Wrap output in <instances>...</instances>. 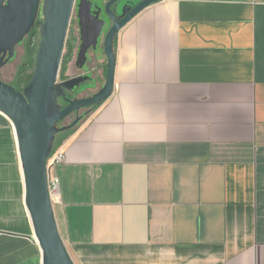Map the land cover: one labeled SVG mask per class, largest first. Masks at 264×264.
Instances as JSON below:
<instances>
[{
    "label": "crops",
    "instance_id": "1",
    "mask_svg": "<svg viewBox=\"0 0 264 264\" xmlns=\"http://www.w3.org/2000/svg\"><path fill=\"white\" fill-rule=\"evenodd\" d=\"M114 53L112 95L51 170L74 264H264V0H161ZM0 264H42L2 113Z\"/></svg>",
    "mask_w": 264,
    "mask_h": 264
},
{
    "label": "water",
    "instance_id": "2",
    "mask_svg": "<svg viewBox=\"0 0 264 264\" xmlns=\"http://www.w3.org/2000/svg\"><path fill=\"white\" fill-rule=\"evenodd\" d=\"M118 0H111L110 6ZM161 0H143L121 21L114 16L113 26L103 39L106 57V76L102 87L93 96L68 100L61 108L58 97H65L64 89L73 90L85 82L79 76L57 82L65 42L68 34L74 0H42V24L35 55L32 76L22 91L0 80V113L12 123L17 137L25 186V204L29 211L34 236L42 254V264H74L59 235L52 200L48 190L47 161L51 155L55 135L72 125H56L70 114L92 105L105 102L113 92L115 53L114 41L120 30L140 12ZM6 2L5 5H2ZM41 0H0V67L14 55L16 45L34 27L40 11ZM79 49L76 66L84 69L90 48L96 49L101 38L98 13L91 12V4L81 0L78 6ZM8 58L4 61V58Z\"/></svg>",
    "mask_w": 264,
    "mask_h": 264
},
{
    "label": "flooded vegetation",
    "instance_id": "3",
    "mask_svg": "<svg viewBox=\"0 0 264 264\" xmlns=\"http://www.w3.org/2000/svg\"><path fill=\"white\" fill-rule=\"evenodd\" d=\"M110 1L111 0H83V3L85 5L91 4V12L93 14L98 13V19H99V23H100V26H101V38L97 42L96 49L90 48L88 50V52H87V54H88V62L91 64V66L92 65L94 66V65L97 64V62H98V53L103 48L104 36H105L106 32L108 31V29L113 26L112 15L114 16L116 21H121L137 4H139L143 0H131L130 2L127 3L126 6H122V7H119L118 5H116L117 2H115L114 4H112L110 6V12L108 13V11H106V5ZM80 2H81V0H74V5H73L72 13H71V19H70L69 28H70V25H71L72 21H76L77 22V27H78V18L77 17H78V6H79ZM5 3L6 2H3L2 5H5ZM115 5H116V7H115ZM41 7H42V0H41L40 11H39L37 19L35 21L34 27L24 37L22 42H20L18 45H16L15 50H14V55L9 58V60L5 63V65L0 67V80L2 82H5L3 80V78H2V76H1L2 75V70L5 67L9 66L11 63H13V61L17 58V55H18L17 49H18L19 46L24 45L25 46V53H26V43H27L28 37L30 36V33L33 31V29H37L38 22H41V24H42ZM104 30H105V32H104ZM78 35H79V27H78ZM37 39H39V34H38V37H35V39L33 40L34 44H36L35 41ZM79 45H80V42H79ZM78 49H79V47H78ZM6 58H8V55H6V57L4 58V61L6 60ZM74 64L76 65V61H75ZM85 65H86V61H85ZM92 69L93 68L90 67V69H89L90 73H92V71H91ZM80 70H82V69H80ZM82 75L87 76L85 68L82 70V72L80 74L76 75L75 77H79V76H82ZM75 77H73V78H75ZM69 79H71V78H69ZM88 81H90L93 84V89L85 88L84 90H80V91H76V87L73 90L64 89L65 97H58L57 98V104L59 106H61V108H65L68 105V103H67L68 100L72 101V100H75V99H83V98H87V97L93 96L96 92L99 91V89L101 87H98V80L95 77H93V73H92L91 80L87 79L83 83H87ZM5 83L11 85L12 87H14L18 91L19 90L22 91L24 86H25L24 85L22 87L21 85H19L16 82V74L14 75L12 81L5 82ZM91 90H94V92L89 94L88 92L91 91ZM86 92H87V94L84 95L83 93H86ZM86 110H87V108H83V109L79 110L78 112H74V113L70 114L69 116L72 115L71 122H69L67 125H63L64 121L66 119L65 118L64 120L60 121L56 125V127L60 128V127L72 125L77 119L83 117V115L85 114Z\"/></svg>",
    "mask_w": 264,
    "mask_h": 264
},
{
    "label": "trees",
    "instance_id": "4",
    "mask_svg": "<svg viewBox=\"0 0 264 264\" xmlns=\"http://www.w3.org/2000/svg\"><path fill=\"white\" fill-rule=\"evenodd\" d=\"M41 25V22H38L37 29H33V31L30 33V36L27 39L26 43V53H25V62L17 69L16 71V82L21 85L22 87L26 85L33 72L34 64H35V55L37 51V45L33 43V40L35 37H38V29ZM75 37L71 34L69 38L66 39L65 47H66V54L62 56V61L60 65V71H59V79L61 81H66L69 79L68 76V67L70 63L73 60V54L75 49ZM28 71H32L28 73ZM106 76V66H105V73L104 77ZM20 91V90H19ZM102 103L99 105H92L87 107V110L82 118H79V121L77 124H73L68 130L59 132L55 135V139L52 143V149L51 154L55 152L57 148H59L62 143L74 132V130L77 128V126L82 122L85 118H87L92 112H94Z\"/></svg>",
    "mask_w": 264,
    "mask_h": 264
},
{
    "label": "rangeland",
    "instance_id": "5",
    "mask_svg": "<svg viewBox=\"0 0 264 264\" xmlns=\"http://www.w3.org/2000/svg\"><path fill=\"white\" fill-rule=\"evenodd\" d=\"M131 0H118L116 5H118L119 7L122 6H126L128 2H130ZM115 5V7H116ZM105 32V30H104ZM71 34L73 35V37H75L76 41H75V49H74V56H73V60L70 63L69 67H68V76L69 78H73L76 75L80 74L82 72V70H80L74 63L76 61V56H77V52H78V47H79V35H78V27H77V22L76 21H72L70 28L68 29V34H67V38H69V36H71ZM66 38V39H67ZM39 39H37L35 42L37 45L38 44ZM18 55L17 58L13 61V63H11L9 66L5 67L2 70V78L5 82H10L12 81L14 75L16 74L17 69L25 62V46L21 45L18 47L17 49ZM66 54V47H64V51H63V55ZM86 61V65L84 66L86 74H87V78L89 80H91L92 77V73H90L89 69L90 67L93 68V65L91 66V64L88 62V54L85 58ZM100 61V62H99ZM100 64H104L106 66V57L104 54V50L103 48L99 51L98 53V62ZM32 71H28V73H30ZM104 73H105V69H104ZM93 77H95L98 80V87L102 86L104 81H105V77L103 75V78L99 80V76L97 74H93ZM57 82L60 83L61 79H57ZM85 88H89V89H93V84L88 81L87 83H82L79 87H76V91H80V90H84ZM92 92H94V90L89 91L88 93L91 94ZM84 95L87 94L83 93ZM82 94V95H83ZM72 120V115L67 117L64 121L63 125H67L69 122H71Z\"/></svg>",
    "mask_w": 264,
    "mask_h": 264
},
{
    "label": "built area",
    "instance_id": "6",
    "mask_svg": "<svg viewBox=\"0 0 264 264\" xmlns=\"http://www.w3.org/2000/svg\"><path fill=\"white\" fill-rule=\"evenodd\" d=\"M65 160V154L61 150V146L55 150L53 154L50 155L47 161V171H48V190L51 200L57 197L59 193V179L51 175V170L58 164Z\"/></svg>",
    "mask_w": 264,
    "mask_h": 264
}]
</instances>
